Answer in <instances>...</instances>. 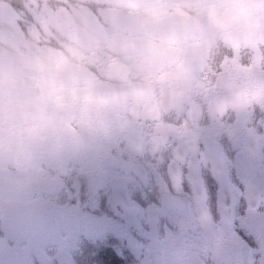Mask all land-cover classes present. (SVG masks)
<instances>
[{"label": "rangeland", "instance_id": "374dc122", "mask_svg": "<svg viewBox=\"0 0 264 264\" xmlns=\"http://www.w3.org/2000/svg\"><path fill=\"white\" fill-rule=\"evenodd\" d=\"M9 1L0 0V21L16 24L20 35L26 23L38 24L41 9L53 12L60 2ZM84 2L91 7L96 0ZM97 31L102 41L105 26L98 23ZM213 54L211 48L201 53L180 87L162 84L146 90L126 74L117 77L123 88L118 89L113 111L98 116L101 128H92L80 147L42 157V163L53 165L50 170L59 174L45 179L38 175L45 188L37 192L64 190L66 197L52 202L49 218L46 201H38L37 210H42L38 219L33 205H3L13 216L11 223L4 218L1 263L30 264V255L37 252L44 263V247L58 244L60 263L69 264L66 256L81 236V243L98 240L99 246H109L117 258L130 264H200L205 262L203 251L213 263L238 254V264H264V36L233 44L220 56L247 73L254 84L251 102L244 108L221 104L212 85L222 69L209 62ZM209 69L210 81L204 78ZM87 76L93 83L100 80L95 73ZM149 149L157 158L147 156ZM79 156L75 160L80 165L84 160L86 182L76 167L61 182L69 161ZM149 179L154 197L147 202ZM6 186L11 187L9 182ZM131 190L146 202L144 210L130 199ZM37 221L31 228L30 223ZM26 242L30 249L21 255L20 245ZM179 245L189 253L177 259L171 248ZM190 246H195L193 254ZM100 249L96 259L106 262L110 256H103L107 253L104 250L102 255Z\"/></svg>", "mask_w": 264, "mask_h": 264}, {"label": "clouds", "instance_id": "9594fccd", "mask_svg": "<svg viewBox=\"0 0 264 264\" xmlns=\"http://www.w3.org/2000/svg\"><path fill=\"white\" fill-rule=\"evenodd\" d=\"M17 27L0 21V178L31 174L44 154L82 146L92 128H101L98 116L115 108L121 74L146 90L180 87L209 48L222 69L212 85L221 104L244 108L254 84L220 56L264 36V2L96 0L88 7L60 0L53 12L41 9L38 24L26 23L22 35ZM90 72L100 80L90 82ZM147 156L157 158L152 149Z\"/></svg>", "mask_w": 264, "mask_h": 264}, {"label": "flooded vegetation", "instance_id": "af4514ba", "mask_svg": "<svg viewBox=\"0 0 264 264\" xmlns=\"http://www.w3.org/2000/svg\"><path fill=\"white\" fill-rule=\"evenodd\" d=\"M37 174H38V172L35 171V172L31 173V174H27V175H24V176H21V177H9L10 180H8L6 178H1L0 179V223L2 224V227L4 225V218H6L8 222H10L9 219H11L12 216H13L3 206L5 204L19 203V204L25 205V206H32L33 205L32 210H34V212H37V216L35 218L38 219L40 217V212L42 211L40 209L37 210V207H39L37 205L38 201H46V202H44L45 203L44 205L46 206V212H48V218H49V213L52 212L51 208H53L52 207V202H56V201L60 202V201H62L63 199L66 198L65 194H63L62 191H59V192H56V193L51 191L52 193L46 194L45 198L39 197L38 192H37L38 191ZM41 174H43V172ZM45 174H46V176L49 175L51 178H53V176H54L53 172H51V173L50 172H45ZM6 182H9L11 187L10 186H6ZM46 191H44L42 193H45ZM11 201H13V202H11ZM74 201L75 200L71 201L72 204H74ZM47 207H49L50 210L47 211ZM78 213H79L78 217L81 218L80 210L78 211ZM30 224H31V228H33L35 225L38 224V221H37V223H30ZM1 231H2V229L0 230V235H1ZM0 242H2L1 238H0ZM2 246H1V248H2ZM20 247H21V255H22V254H24V252L26 250L30 249V244L27 243V242L26 243H22V245H20ZM197 247H198V245H197ZM72 248H73L72 249L73 251H71V253H77L78 258L80 259V257H81V247L78 246V245L76 247V244H74L72 246ZM194 248H195V246H190V248H189L190 249V254L194 253ZM55 249H56V247H54L52 245V246H48L47 247V251L46 252H42L45 255V258L47 259V261L44 262V263L39 261L38 252L34 253V254H31L30 255V264H61L59 259H58V256H59L58 252L59 251L56 252ZM171 249L174 250V254H176L175 257H177V259L181 258L182 256H184L183 255L184 253H189V251L187 250V247L181 246V245H179L177 247L176 246L172 247ZM66 250L67 249L63 250V254L64 255L66 254ZM179 250L182 251V254H181V252H179ZM206 252L207 251L201 252V253L204 254L205 262L203 261L200 264H233V263L234 264H238V263H236V256H238V254L236 256L229 257V261L230 262L227 261L228 257L226 256L222 262L213 263L212 259L209 262ZM112 254H113L114 261L111 264H125L126 263V261L124 259L117 258L114 255V253H112ZM197 254H199V253H197ZM69 255H70V251H69ZM69 255L66 256L67 259L68 258L70 259ZM126 255H127V257L130 258V252L126 251ZM0 256H1V249H0ZM195 258L197 259L198 257L195 256ZM254 258L257 259L258 255H255ZM0 259H1V257H0ZM239 260H241V259L239 258ZM0 264H2L1 261H0ZM252 264H259V262L253 261Z\"/></svg>", "mask_w": 264, "mask_h": 264}, {"label": "trees", "instance_id": "16d2710c", "mask_svg": "<svg viewBox=\"0 0 264 264\" xmlns=\"http://www.w3.org/2000/svg\"><path fill=\"white\" fill-rule=\"evenodd\" d=\"M88 241L92 242L91 240H88Z\"/></svg>", "mask_w": 264, "mask_h": 264}]
</instances>
